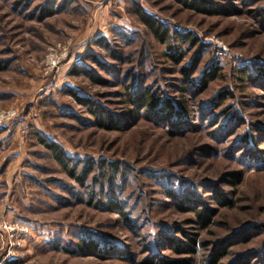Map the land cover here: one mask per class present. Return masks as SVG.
I'll use <instances>...</instances> for the list:
<instances>
[{"label":"rangeland","instance_id":"rangeland-1","mask_svg":"<svg viewBox=\"0 0 264 264\" xmlns=\"http://www.w3.org/2000/svg\"><path fill=\"white\" fill-rule=\"evenodd\" d=\"M1 115L0 264H264V0H0Z\"/></svg>","mask_w":264,"mask_h":264},{"label":"trees","instance_id":"trees-1","mask_svg":"<svg viewBox=\"0 0 264 264\" xmlns=\"http://www.w3.org/2000/svg\"><path fill=\"white\" fill-rule=\"evenodd\" d=\"M190 5V4H188ZM137 15L138 17H140V21L150 29V31H152L154 33V36L157 38H161L164 39L165 35H166V31L165 30H161V27L159 24H157V22L155 20H153L151 18V16H148L145 12H143L142 10L138 9L137 11ZM152 96L149 91L146 88H143L141 91L137 92V93H132V92H128V100L131 104H134L136 106H148L152 104ZM79 100V98H78ZM93 113L98 117L97 121L98 124L104 126V124H107L106 127L109 128H113L116 126L117 129H120L121 127H123L126 122L130 119L131 115L127 116V119H123L122 121H119L117 118H114L111 114L109 113H104L103 110L98 109V108H94ZM160 115L163 113L164 114V118L167 119V121L172 120L173 118H171L172 116L169 115V112L165 111H160L157 114ZM186 113V112H185ZM163 118V119H164ZM173 121V120H172ZM121 123V124H119ZM173 124V122H172ZM105 127V126H104ZM42 142L46 145V147L48 149H50L53 153V156L55 158V160L64 168V169H69V159L68 157L65 155V152L62 148H60V146L58 144H56L55 142H48L45 139H42ZM76 166V165H75ZM74 167V166H73ZM91 165H89L87 167V169H83L84 172L81 174V176H76L78 180H80L81 183L84 182L85 177L87 176V173H89L90 171H92ZM69 171V175L74 177V170H68ZM175 197V195H173ZM111 209L113 210H118L119 213L120 209L118 207L113 206ZM199 216L201 218H203V220L205 219V221L209 220V216L208 215H202L199 214ZM87 248H93V243H86L85 245ZM98 247H96L97 249ZM210 264H217V259H214Z\"/></svg>","mask_w":264,"mask_h":264},{"label":"built area","instance_id":"built-area-1","mask_svg":"<svg viewBox=\"0 0 264 264\" xmlns=\"http://www.w3.org/2000/svg\"><path fill=\"white\" fill-rule=\"evenodd\" d=\"M58 50V48H54L51 50V53L48 55L47 60H48V64L51 66V68L56 67L57 65H59V63L61 62V59L66 56V48L63 47V52H58L56 50ZM14 113L10 114V116H13ZM4 116H0V118H3ZM1 121V120H0Z\"/></svg>","mask_w":264,"mask_h":264}]
</instances>
